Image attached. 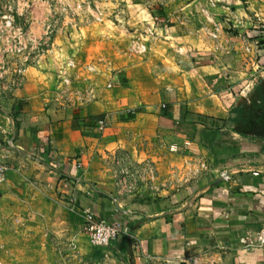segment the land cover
I'll return each instance as SVG.
<instances>
[{
    "label": "crops",
    "instance_id": "obj_1",
    "mask_svg": "<svg viewBox=\"0 0 264 264\" xmlns=\"http://www.w3.org/2000/svg\"><path fill=\"white\" fill-rule=\"evenodd\" d=\"M122 1L119 23L65 22L22 87L0 91V160L9 167L0 245L14 264H190L207 252L213 264H264V247L239 242L264 223V0H172L159 22L151 1ZM48 11L20 13L36 42ZM209 20L221 27L218 42ZM69 61L75 91L63 96ZM119 151L151 159L160 176L171 159L176 178L165 187L158 177L155 193L122 192L113 181ZM88 206L124 227L108 249L84 233Z\"/></svg>",
    "mask_w": 264,
    "mask_h": 264
},
{
    "label": "rangeland",
    "instance_id": "obj_2",
    "mask_svg": "<svg viewBox=\"0 0 264 264\" xmlns=\"http://www.w3.org/2000/svg\"><path fill=\"white\" fill-rule=\"evenodd\" d=\"M148 1L155 4L156 6L154 8L156 9L158 7H164L172 0ZM113 5H115V8ZM124 6L125 1L122 0H0V24L3 25L7 19H12L16 28H22L25 33H28L30 22L29 16H20V13L22 11H43L46 8L49 11L48 18L45 23V36L42 40L51 39L50 45L51 48H53V42L55 41L56 36L62 33L63 24L65 22H71L76 27L90 23L100 25L107 23L108 21H113L116 17L118 18L116 21L119 23L120 21H123V17H125ZM179 17V21L185 22V18L182 16ZM12 36L13 32H8L0 28V46H3V51H5V61L0 68V77L3 76L0 78V89H5L9 86L8 81L12 78V71L15 66V58L9 53L10 47L13 44ZM28 36V43L36 45L37 42L30 38L29 34ZM5 70H10L11 72L9 74H3ZM77 70L78 67L76 63L73 68H69V71L71 72ZM247 88L252 89V86L248 84ZM255 91L256 90H252V93ZM168 160L170 162L165 164V172L160 176L155 162L151 159H147L143 156L132 160L129 153L126 151H119L116 160L114 163L112 162L115 168L113 171V181L117 182V187L122 192H124V190L126 192H138L144 188V193H155L157 192V189L155 191L154 187H158V177L162 180L164 179V182L166 183L165 187L176 178V176L173 175V168H176L178 164H174L171 159ZM109 192L114 193L113 191ZM12 244V239L5 240L6 246L11 247ZM64 249L67 250L66 252L69 255L68 259H71L74 255H76V246L73 242H69ZM61 253L62 252L59 254ZM65 256L66 255L63 252V260H67ZM13 258V254L4 252V247L1 244L0 264H14Z\"/></svg>",
    "mask_w": 264,
    "mask_h": 264
},
{
    "label": "built area",
    "instance_id": "obj_3",
    "mask_svg": "<svg viewBox=\"0 0 264 264\" xmlns=\"http://www.w3.org/2000/svg\"><path fill=\"white\" fill-rule=\"evenodd\" d=\"M210 22V20H209ZM211 24V28L209 31V36L213 41L218 42L220 40L221 35V27L218 23H215L211 20L209 23ZM0 28L5 31L13 32V44L10 47L9 53L14 56V69L12 71V78L8 81L9 86L5 89H0L1 96L2 92L7 90L8 88H19L22 87L25 81V74L27 70L36 66L39 61L48 55L51 51V39H45L35 44L28 43L27 37L28 33L22 28H16L14 25V21L12 19H7L5 23L0 24ZM261 34L264 36V27L261 29ZM152 36L154 33H150ZM244 50L248 54L252 55L253 60L256 59L257 53H253V50L250 48L247 41L243 42ZM132 50L136 53L144 54L147 52L146 45H142L139 42H134L132 44ZM75 63L69 61L64 68L61 69L60 80L62 83V94L67 95L70 93H74L72 78L68 73L69 68H73ZM10 70H5L3 74H9ZM3 77V76H1ZM0 77V78H1ZM206 165H203V168L206 169ZM9 172L8 165L0 160V184L4 183L7 179ZM258 176L259 173H253ZM224 180H230V176L226 173L222 175ZM83 229L87 236L89 237L90 244L99 250L108 249L113 243L122 239L124 235V227L118 223H109L100 218H98L97 214L94 212L91 206H88L83 209ZM126 234V233H125ZM240 245L246 248L252 247H264V223L262 227L256 232H248L242 235L239 239ZM137 249L138 246L136 245ZM209 256V253L199 254L197 256H190L187 260L190 264H213L210 261L205 262V259ZM178 259L183 260V258L178 257ZM98 264H112L111 260H108V257H103V259Z\"/></svg>",
    "mask_w": 264,
    "mask_h": 264
},
{
    "label": "trees",
    "instance_id": "obj_4",
    "mask_svg": "<svg viewBox=\"0 0 264 264\" xmlns=\"http://www.w3.org/2000/svg\"><path fill=\"white\" fill-rule=\"evenodd\" d=\"M155 12H157V13H155L156 14L155 19L157 22H159L163 17L162 7H158L157 9H155Z\"/></svg>",
    "mask_w": 264,
    "mask_h": 264
},
{
    "label": "water",
    "instance_id": "obj_5",
    "mask_svg": "<svg viewBox=\"0 0 264 264\" xmlns=\"http://www.w3.org/2000/svg\"><path fill=\"white\" fill-rule=\"evenodd\" d=\"M258 135L264 138V126L262 127L261 132Z\"/></svg>",
    "mask_w": 264,
    "mask_h": 264
}]
</instances>
